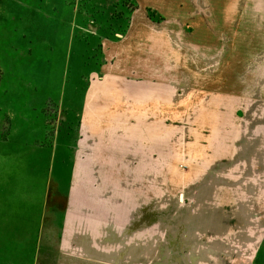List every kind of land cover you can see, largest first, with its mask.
I'll use <instances>...</instances> for the list:
<instances>
[{
	"label": "crops",
	"instance_id": "0c3cea01",
	"mask_svg": "<svg viewBox=\"0 0 264 264\" xmlns=\"http://www.w3.org/2000/svg\"><path fill=\"white\" fill-rule=\"evenodd\" d=\"M135 2L82 95L76 139L30 129L27 111L0 122V264L257 262L264 91L248 72L264 71V52L235 49L247 35L223 28L225 5Z\"/></svg>",
	"mask_w": 264,
	"mask_h": 264
},
{
	"label": "rangeland",
	"instance_id": "374dc122",
	"mask_svg": "<svg viewBox=\"0 0 264 264\" xmlns=\"http://www.w3.org/2000/svg\"><path fill=\"white\" fill-rule=\"evenodd\" d=\"M211 1L231 8L223 28L244 27L248 42L232 39L236 50L249 61L264 52V0ZM135 9V0H0V122L19 123L27 111L30 129L76 139L82 95L102 74L108 45L125 35ZM196 28L191 20L183 24L189 34ZM257 81L264 91V71H249L250 92ZM255 264H264V248Z\"/></svg>",
	"mask_w": 264,
	"mask_h": 264
},
{
	"label": "trees",
	"instance_id": "16d2710c",
	"mask_svg": "<svg viewBox=\"0 0 264 264\" xmlns=\"http://www.w3.org/2000/svg\"><path fill=\"white\" fill-rule=\"evenodd\" d=\"M150 13V12H149Z\"/></svg>",
	"mask_w": 264,
	"mask_h": 264
}]
</instances>
